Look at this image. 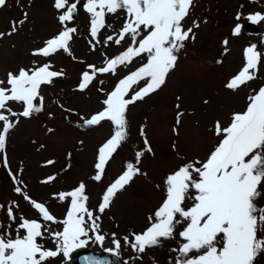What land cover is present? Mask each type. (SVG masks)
<instances>
[{
	"label": "rangeland",
	"instance_id": "rangeland-1",
	"mask_svg": "<svg viewBox=\"0 0 264 264\" xmlns=\"http://www.w3.org/2000/svg\"><path fill=\"white\" fill-rule=\"evenodd\" d=\"M74 2L68 0V4ZM83 3L81 0L77 5L81 19L78 26L71 20L64 25L59 23L57 17L64 10L58 12L53 7L54 0H7L6 6L0 8V33H5L0 37V80L5 81V85L0 87L6 86L8 73L18 74L21 68H32L34 62L36 67L50 64L51 71L63 70L62 76L41 86L42 111L30 118L19 117V122L6 134L5 149L0 152V205L4 206L0 210V224L11 223L7 231L14 237L21 216L29 221L40 217L38 210L32 207L35 202L45 205L51 215L62 220L70 206V198L62 203L56 197L84 183L85 194L89 197L86 206L94 214L101 215L100 234L105 235L107 241L103 248L113 247L115 234V239L121 242L118 256L121 254L122 264L125 261L128 264H175L178 253L173 249L182 242L178 234L170 240L161 239L159 245L147 249L144 254L132 250L131 240L134 242V235L142 234L150 226L149 217L162 203L167 175L190 161L203 160L217 140L210 131L215 122L227 127L234 112L246 110L248 95L264 86V21L250 24L246 19L248 15L264 14V0H194L189 16L182 23L187 28L195 20L199 27L193 28L190 38L184 42L176 65L161 89L129 106L126 112L128 135L107 163L99 182L92 180L96 173L94 165L98 149L110 138L113 126L109 121L85 126L81 117L90 118L102 110L106 94L120 79L146 62V58H135L127 67L118 66L115 74L95 73L89 86L79 91L82 73L93 74L89 65L106 66V59L115 58L131 43L128 38L120 45L112 41L105 43L108 36L116 38L124 23L123 11L106 15V26L93 39L90 16ZM24 13H27L26 18ZM238 13L241 15L239 21L236 20ZM21 19L25 23L16 24ZM237 23L242 28L240 34L234 36ZM14 24L17 31L8 35ZM67 27L77 29L70 34L67 53L58 50L48 57L33 55L34 51L45 47L48 39ZM225 40L227 44L223 43ZM253 44L261 53L256 78L236 91L227 89L225 84L245 66L244 50ZM141 86L143 82L134 87ZM35 103L39 104V100ZM9 107L15 112L22 111V106L15 102H10ZM178 113L183 114L179 124ZM145 139L152 151H145L136 165L143 175H136L115 195L109 208L99 214L95 210L102 194L126 170V163H136L135 153L144 151ZM49 177L54 179L48 180ZM17 187L21 189L20 194L14 191ZM25 195L31 203L24 199ZM12 202L18 205H13L15 222L5 216ZM48 224L53 230H62L60 224ZM179 230L178 226L177 233ZM125 236L130 237L128 245L122 244ZM38 242L48 249L55 248L50 238ZM86 248L102 251L94 243ZM46 264H67V259L61 254ZM254 264H264V252Z\"/></svg>",
	"mask_w": 264,
	"mask_h": 264
},
{
	"label": "snow or ice",
	"instance_id": "snow-or-ice-1",
	"mask_svg": "<svg viewBox=\"0 0 264 264\" xmlns=\"http://www.w3.org/2000/svg\"><path fill=\"white\" fill-rule=\"evenodd\" d=\"M80 2L75 0L68 4V0H54L53 7L58 12L64 10L57 17L61 25L73 18ZM6 4L7 0H0V8ZM193 6L194 0H84L83 8L90 16V36L93 39L106 26V15L123 11L124 23L116 38L108 36L105 43L112 41L120 45L126 38L131 43L115 58L106 59V66L96 68L89 65L93 74L82 73L79 91L89 86L95 73L115 74L118 66L127 67L135 58H146V62L120 79L106 94L102 110L90 118L81 117L85 126H97L103 121H109L113 126L110 138L98 149L94 165L96 173L92 180L101 181L107 163L125 141L129 106L161 89L176 65L184 42L190 38L193 28L199 27L195 20L187 28L182 23ZM24 16L26 18L27 13ZM240 19L238 13L236 20ZM246 19L255 24L264 21V14L248 15ZM24 23V19L16 22L19 25ZM16 24L8 35L17 31ZM241 28L242 25L237 23L232 34H240ZM76 31L72 27L61 30L33 55L48 57L58 50L67 53L72 38L70 34ZM4 35L0 33V37ZM256 48L253 44L244 50L245 66L225 84L227 89L236 91L256 78L255 70L261 57ZM50 68V64L36 67L34 62L32 68H21L18 74L8 73L6 86L0 87V152L5 149L6 134L19 122V117L30 118L42 111L44 98L40 95L41 86L51 84L54 78L63 75V70L56 72ZM141 82L143 86L134 87ZM0 85H5V81L0 80ZM37 100L39 104L35 103ZM247 100L246 110L234 112L227 127L215 122L210 131L217 140L203 160L190 161L167 175L162 203L149 217L150 226L142 234H135L134 242L130 244L134 252L144 254L147 249L159 245L161 239L170 240L177 234L182 242L173 249L178 253L175 264H254L264 252V206H261L264 205V86L255 94H249ZM10 102L20 104L22 111H12ZM182 115L177 114V124ZM10 116L17 120H11ZM141 135H144L143 129ZM144 145V151L135 153L136 163H126V170L107 187L96 212L103 214L119 191L136 175H143L136 165L141 162L145 151H152L146 139ZM4 166L7 167L6 159ZM85 187L80 183L74 190L58 194L56 198L62 203L70 198V206L62 220L51 215L45 205L35 202L32 207L38 210L40 220L29 221L21 216L14 237L7 231L11 223L7 226L0 224V229H5L0 231V264H46L61 254L67 259L70 253L84 249L90 243L99 246L104 253L117 256L121 242L113 234V247L103 248L106 237L100 234L101 215L94 214L86 206L89 197L85 194ZM14 191L21 193L19 187ZM24 199L31 203L28 196L25 195ZM13 205L15 202L5 212L10 222L16 219ZM3 208L0 205V210ZM48 222L62 225V230H53ZM178 226L181 230L177 233ZM49 238L55 245L54 249L38 242ZM129 243L125 237L124 244ZM81 260L83 264H109L107 259L91 253L82 256Z\"/></svg>",
	"mask_w": 264,
	"mask_h": 264
},
{
	"label": "water",
	"instance_id": "water-1",
	"mask_svg": "<svg viewBox=\"0 0 264 264\" xmlns=\"http://www.w3.org/2000/svg\"><path fill=\"white\" fill-rule=\"evenodd\" d=\"M87 255L84 249H78L74 252L71 253V259H70V264H83L81 257ZM105 258L109 261V264H118L116 259L113 257L107 256V257H102Z\"/></svg>",
	"mask_w": 264,
	"mask_h": 264
}]
</instances>
